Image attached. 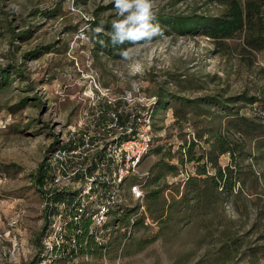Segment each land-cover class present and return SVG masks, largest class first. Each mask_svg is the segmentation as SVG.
<instances>
[{
  "label": "rangeland",
  "instance_id": "rangeland-1",
  "mask_svg": "<svg viewBox=\"0 0 264 264\" xmlns=\"http://www.w3.org/2000/svg\"><path fill=\"white\" fill-rule=\"evenodd\" d=\"M154 3L156 14L222 11L212 0ZM261 16L258 24L264 27V13ZM114 19L110 0H0V66L19 71L0 90V163L15 165L13 173L0 174V264H29L37 254L36 239L40 241L45 218L30 175L45 157L48 161V149L55 141H77L85 131L96 134L102 123H108L109 113L120 108L129 115L134 106L143 109L138 100L157 91L222 99L245 93L264 100V50L246 45L243 34L217 45L203 35L161 30L150 47L127 46L134 49L129 59L96 54L90 34L101 26L91 27L89 21L112 25ZM110 32L103 28L104 35ZM129 92L133 101L120 99ZM227 104L264 124V109L258 102ZM154 118L153 136H169L172 149L184 139H196L199 129L225 123L224 118L193 114L177 122L170 107ZM244 147L248 153L254 151L250 140ZM157 159L148 153L141 171L149 172ZM228 162V155L219 158L222 165ZM241 163L249 166V172L240 199L224 201L221 209L190 211L185 219L164 226L149 219L130 234L134 243L144 241L141 247L122 239L120 245L110 246L100 264H208L229 235L242 241L233 262L247 263L243 251L264 245V159L248 155ZM193 168L192 163L181 167L190 173ZM172 176L165 178L166 199L182 190L179 178L172 181ZM257 262L264 264V253Z\"/></svg>",
  "mask_w": 264,
  "mask_h": 264
},
{
  "label": "trees",
  "instance_id": "trees-1",
  "mask_svg": "<svg viewBox=\"0 0 264 264\" xmlns=\"http://www.w3.org/2000/svg\"><path fill=\"white\" fill-rule=\"evenodd\" d=\"M222 7L219 15L196 14H156L155 22L160 25L161 30L172 32L177 35H203L216 43H223L227 39H232L239 34H243L245 44L255 50H264V27L258 24L262 20L264 13V0H212ZM91 27L98 25L112 31V25L97 20L89 21ZM259 25V26H258ZM257 26V28H256ZM91 39L93 42L94 52L111 54L113 58H120L121 51L127 46L133 44L125 42L123 44L113 45L111 37L104 35L102 32H96L91 29ZM19 73L17 69H9L0 66V90L10 84L12 78ZM155 103L153 104L150 115L155 119V115L167 108H172L175 121H186L188 115L195 116H212L213 119L221 121L224 118V127L216 125L215 127H206L199 129L195 138L191 140L184 139L177 144L175 149L168 143L169 136H153L149 153H154L158 159L150 167L148 174L140 179H133V182L141 183L145 192V210L138 216L133 224V230L144 225L147 216L159 226L166 225L169 221L183 220L189 216L188 212L195 211L200 213L205 208H220L224 201L234 202L236 198L240 199L244 191L245 175L249 172L248 167L242 165L241 161L245 160L248 155L254 158L264 159V124L256 122L253 117L241 113L237 105H228L227 102L245 101L250 105L258 102L264 109V100L257 96H248L242 93L235 97L222 99L217 95H203L195 98H187L175 93L157 91ZM213 105L218 109H210ZM220 110V111H217ZM126 117V114L123 115ZM123 121L126 118H121ZM154 134V133H153ZM250 140L253 144L254 151L248 153L245 151V142ZM203 144H202V143ZM74 146V141L68 142L55 141L48 149L52 152L56 149H70ZM228 155L229 162L225 165L219 163V158ZM43 161L38 169L30 175L34 182L35 190L39 200L51 202H64L66 207L72 208L75 196L78 190L56 191L47 197L43 186L52 179V167L49 162ZM186 163L193 164V171L189 173L187 179L182 185V190H176V195H170L169 199L165 198L164 191L168 188L165 182L167 175L175 177L179 170ZM14 164H1L0 174L13 173ZM74 197V198H73ZM56 206H54L55 208ZM122 212L119 218L123 224L127 223L130 216L134 215L137 207L121 208ZM191 213V212H190ZM188 214V215H187ZM117 218V214H114ZM89 219L82 218L79 224H69L70 230L78 226L84 229L83 235L78 240L81 253H91L93 255L92 264H100L99 260L106 256L109 248L104 251L103 247L94 243L92 237L88 235ZM47 221L42 227H46ZM125 232H118L112 240V244L120 245L122 239H129ZM225 234V233H223ZM241 240L238 237H230L221 241L220 245L211 256L208 264H241L239 261L233 262L234 257L241 247ZM36 243L40 246V241ZM144 241H132L129 239V245L136 244L139 248ZM110 245V246H111ZM135 246V248H137ZM246 250L248 255L246 254ZM244 252L248 257L245 264H258L259 254L264 253V245L259 247H248ZM244 256V257H245ZM38 261V254L34 256L29 264ZM75 264H87L84 261H78Z\"/></svg>",
  "mask_w": 264,
  "mask_h": 264
},
{
  "label": "built area",
  "instance_id": "built-area-1",
  "mask_svg": "<svg viewBox=\"0 0 264 264\" xmlns=\"http://www.w3.org/2000/svg\"><path fill=\"white\" fill-rule=\"evenodd\" d=\"M120 99L133 101L130 92ZM155 100V96L142 97L138 103L143 109L134 106L129 115L125 113L126 117L120 108L112 111L108 123H102L96 134L85 131L80 133L77 141L67 138L66 142L74 141L73 147L51 152L48 162L53 176L43 186L47 197L62 190H78L79 193L71 209L61 201L52 203L49 198L42 201L47 225L40 236L38 261L34 264H75L80 260L92 264L93 255L81 253L78 245L84 229L68 228L69 224H79L83 217L90 221L88 235L105 251L118 232L129 236L135 219L143 213L146 215L144 188L133 179L148 174L141 171L140 165L152 144L154 119L150 111ZM189 173L187 169H180L172 181L179 178L183 185ZM126 207L138 208L130 216V226L129 218L123 224L118 217L121 208ZM148 222L146 216L144 223Z\"/></svg>",
  "mask_w": 264,
  "mask_h": 264
},
{
  "label": "clouds",
  "instance_id": "clouds-1",
  "mask_svg": "<svg viewBox=\"0 0 264 264\" xmlns=\"http://www.w3.org/2000/svg\"><path fill=\"white\" fill-rule=\"evenodd\" d=\"M114 3L117 19L112 21V31L109 33L113 45L129 42L139 48L150 47L154 37L160 35L161 28L156 20L154 0H110ZM84 15L85 19L88 17ZM96 32H102L97 27ZM143 42V43H141ZM134 49H125L121 55L130 58Z\"/></svg>",
  "mask_w": 264,
  "mask_h": 264
}]
</instances>
